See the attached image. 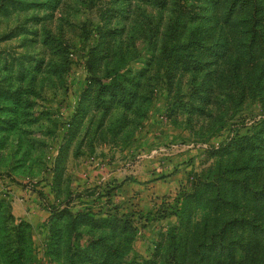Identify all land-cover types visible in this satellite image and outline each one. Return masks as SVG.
<instances>
[{"label": "rangeland", "instance_id": "obj_1", "mask_svg": "<svg viewBox=\"0 0 264 264\" xmlns=\"http://www.w3.org/2000/svg\"><path fill=\"white\" fill-rule=\"evenodd\" d=\"M157 1L0 0V203L16 224L29 225L32 253L24 264H70L64 244L52 247L51 211L64 209H92L96 217L135 213L141 220L134 221L129 256L159 264L158 244L182 224L181 192L198 177L236 164L244 166L236 175L237 212L249 223L237 230L245 243L255 236L252 221L264 219V39L252 50L248 34L241 37L238 64L229 54L221 67L220 78L239 70V86L208 77L203 99L189 101L190 77L171 89L159 60L172 13ZM107 30L112 35L105 39ZM115 68L119 79L137 80L127 105L99 97L94 83L110 84ZM200 79L195 73L196 85ZM189 103L192 112L185 108ZM246 134L262 148H247L246 157L231 162L212 152ZM198 203L187 207L189 228L205 218L207 208ZM61 218L55 227L65 222ZM260 246L255 242L253 253L249 246L236 248L234 261L264 264L248 260ZM15 257L6 259L0 248V264H16Z\"/></svg>", "mask_w": 264, "mask_h": 264}, {"label": "trees", "instance_id": "obj_2", "mask_svg": "<svg viewBox=\"0 0 264 264\" xmlns=\"http://www.w3.org/2000/svg\"><path fill=\"white\" fill-rule=\"evenodd\" d=\"M157 3L161 8H168L172 13L160 43L159 60L167 67L166 77L170 88L176 85L180 78L190 77L186 94L189 101L193 102L196 96L203 99L208 77H218L216 82L220 83V74L223 72L221 67L225 65L229 54L234 56L233 64H238L235 54L240 50L241 37L244 38L248 34L249 42L246 46L252 50H256L257 43L261 44L264 39L262 26L264 0H158ZM237 24L240 35L234 36L237 31H233L232 28ZM258 26L263 30L259 32ZM111 31L103 32V37L106 39L107 36H111L112 34L109 33ZM254 54L249 52V57L253 59ZM221 58L225 59L218 63ZM210 64H216L215 70H209ZM113 70L115 74L110 84H103L99 79H94V83L98 85V95L108 96L115 103L127 105L136 96L133 88L137 85V80L136 78L126 80L125 77L123 80L119 79L120 70L118 68ZM238 71L230 70L227 79L224 76L220 79H226L228 85L236 83V86H239L236 82ZM147 72L149 70L143 73L147 74ZM195 73L201 76L198 85L194 82ZM252 85L255 89L260 87L258 78ZM178 93L181 100L184 94L177 91L176 95ZM211 95L213 97V94ZM189 105L190 107L185 108L192 112L193 106L191 103ZM258 142L256 136L246 134L213 148L212 152L218 154L222 160L224 156H231L230 162L235 158L241 160L248 155L247 148L261 147ZM260 155L264 158V152ZM243 167L236 164L226 170L218 171L214 176H200L181 192L182 204L179 211L182 224L170 230L165 244H158L157 251L162 254L159 264H182L185 259L188 264H242L240 260L234 261V251L238 247L249 246L247 250L253 253L255 242L261 246L259 251L248 260H264V219L251 222L254 226L252 233L255 236L247 243L237 232L244 225H249L245 222V216L237 212L239 208L237 194L240 193L241 188L236 174ZM229 173L234 177L225 178ZM226 184L230 186L231 192L226 190ZM260 192L264 193V189ZM227 193L230 195L227 196ZM110 195L112 192H108V196ZM196 201H199L197 205L201 204L207 208L205 218L201 222L191 223L189 228L187 207L191 202ZM204 201L206 204L203 203ZM95 215L97 214L92 209L76 212L64 209L57 214L51 211L50 220H54L52 225H54L55 238L52 242L53 249L58 244H64L69 253L70 264H124L127 260L130 261L128 264H157L156 258L140 262L133 257V254L129 256L133 253L130 243L137 232L134 221L139 222L141 217H136L133 212L120 217L118 212L98 213L100 217ZM57 217H62L65 222L55 227ZM28 226L25 222L16 224L13 215L0 203V248L6 259L18 254V257L12 258L17 261L16 264L21 262L24 264L32 253V237L28 232ZM82 233L87 234L85 240H81ZM244 262L246 263V260Z\"/></svg>", "mask_w": 264, "mask_h": 264}]
</instances>
